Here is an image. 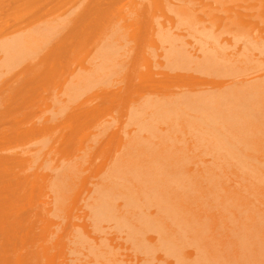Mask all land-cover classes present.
<instances>
[{"label": "bare ground", "instance_id": "bare-ground-1", "mask_svg": "<svg viewBox=\"0 0 264 264\" xmlns=\"http://www.w3.org/2000/svg\"><path fill=\"white\" fill-rule=\"evenodd\" d=\"M170 1L0 0V264H264V0Z\"/></svg>", "mask_w": 264, "mask_h": 264}, {"label": "rangeland", "instance_id": "rangeland-1", "mask_svg": "<svg viewBox=\"0 0 264 264\" xmlns=\"http://www.w3.org/2000/svg\"><path fill=\"white\" fill-rule=\"evenodd\" d=\"M5 1V0H4ZM7 1V0H6ZM132 0H125V2L123 4H126V7L129 6L130 2ZM185 1L186 0H171L168 4H166L165 8L167 9L165 11V14L167 16V18H170V19H175L177 20V16H175L172 11H177L179 8H182L183 5L185 4ZM251 3H253L254 1L253 0H250ZM243 5L245 3L242 2V0H236V1H232L230 4H226L225 6H222L221 4L215 2L214 0H192L191 1V6L197 10L198 14L199 15H204L206 13H208L209 11H213L215 14H218V15H221V16H226L227 14L226 13H218L217 10H224V9H231L233 8L235 5ZM129 12V11H128ZM159 22H163L165 21V18H162V16L159 14ZM4 17V16H1V18ZM14 17L15 16H11L10 17V24L11 25H14L15 24V21H14ZM17 25V28H22L24 26V24L20 25L19 23L16 24ZM16 28V26L14 27ZM14 28L12 30H14ZM184 29V28H182ZM6 32V30L4 31ZM1 33V35L3 34H8L10 32H6V33ZM183 32H186V31H183ZM144 33L146 34V31L144 30ZM143 33V34H144ZM144 34V35H145ZM189 40V39H187ZM142 43V42H141ZM158 43V42H157ZM195 44V43H194ZM139 45H140V42H139ZM135 46V45H134ZM132 47V46H131ZM162 44L158 43V49L154 51L153 49V52L155 55H158L154 58L153 60V64H155V61H159L160 63H165V59H163V57L161 55L164 54V52L161 50L162 48ZM258 57L256 59H254V62L249 65V67H253V66H258V67H255L254 69H258V74L256 75H261V74H264V55H257ZM89 59V58H88ZM152 59V57H150V60ZM89 61H92L91 59H89ZM155 71L157 69H160V68H153ZM164 68H161V70H163ZM256 75H253V76H256ZM71 80V78L68 79V82ZM64 84V82H63ZM65 85V84H64ZM119 85L121 84H115L114 86V90H116L115 88L118 87ZM164 86V85H162ZM163 89L161 88H157L156 90L157 91H164L165 93L167 92V89H171L169 86L166 85V87H162ZM99 98H101V94L98 96ZM103 107H100V109H102ZM121 116V115H120ZM118 114H115V117L118 118V120L120 122H117L116 123V126L119 125L120 127H123L127 121V116L125 115H122L120 117ZM104 128V124L100 122V119L96 122L95 126L92 127L90 130L86 131L87 133H89V136H93L95 134L96 131H99L101 129ZM80 154H82V150L79 152ZM196 155L199 156V158H202L204 160V163H200V164H192L191 166L188 165V168L190 170H195V169H198V168H201L202 170H204L205 168H207L211 162L214 161V159L207 155V154H202L201 151H197L196 152ZM96 172V171H95ZM95 172H93V170H91L90 172H88L86 175L88 176V179L85 183V185L81 186L80 190H79V196L76 199V204H78L77 206H75V210L73 211V214L71 216H68L70 215V209L69 211L65 212V213H62V214H57L61 217H66V221L64 219V221L60 222V224H66V227L67 228H70L71 226H79L81 228H83L86 223L88 224V221L86 219V213L88 212V209L85 205V200L87 199L88 200V195H89V189L91 190L94 186V182H95ZM240 183V181L235 178V177H232L230 176L228 178V185L229 187H233V188H237L238 187V184ZM41 185L37 184L36 187L37 188H40ZM53 195V194H51ZM55 201V200H54ZM75 204V205H76ZM72 206V205H70ZM44 207L43 206H40V208ZM55 207V206H54ZM80 208V210H78ZM68 216V217H67ZM76 216V217H75ZM84 218V219H83ZM54 220H57V221H60L59 218H55L54 217ZM223 227H224V224H223ZM102 237H105V238H108V239H114V236L112 237L111 234L106 231L105 233H103L101 235ZM112 237V238H111ZM121 240H119L120 242ZM66 244H68L70 246V243L66 240ZM90 254H89V251L88 252H85L84 254L80 255L79 258L81 259L80 262H83L85 260H91L92 259V256L90 258ZM68 258L69 259H73V255H68Z\"/></svg>", "mask_w": 264, "mask_h": 264}]
</instances>
